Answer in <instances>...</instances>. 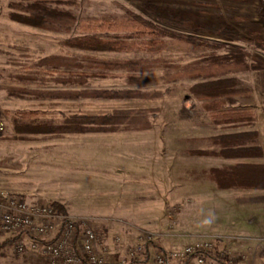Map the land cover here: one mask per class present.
<instances>
[{
	"label": "rangeland",
	"instance_id": "rangeland-1",
	"mask_svg": "<svg viewBox=\"0 0 264 264\" xmlns=\"http://www.w3.org/2000/svg\"><path fill=\"white\" fill-rule=\"evenodd\" d=\"M77 1L79 12L101 18L131 11L171 34L158 37L159 45L82 50L63 43L77 30L64 33L22 23L9 16L11 0H0V188L28 204L61 205L78 232L95 230L97 253L124 264H216L210 257L198 263L197 254L183 253L205 240L212 243L213 255L264 264V243L258 241L264 236V189H219L207 175L211 167L237 161L264 163V0ZM161 9L193 27L161 21ZM203 24L235 29L237 36H221ZM53 55L142 58L158 65L135 72L139 80L133 82L128 72L116 69L64 83L65 74L78 69L49 60ZM211 57L229 65L241 61L242 67L218 77L234 80L230 99L222 101L226 108L247 109L252 117L247 122L213 121L206 109L210 100L192 93L191 85L216 76H185V65H202ZM79 89L133 93L74 96ZM116 110L129 112L140 125L127 129L117 123L113 130L86 132L16 128L58 126L73 115L108 116ZM242 130L258 132L260 158L199 153L215 148L210 136ZM250 196L260 199L244 200ZM9 251L16 258L13 264H48L40 248L28 245L24 261L12 244ZM158 254L162 263L156 262Z\"/></svg>",
	"mask_w": 264,
	"mask_h": 264
},
{
	"label": "trees",
	"instance_id": "trees-1",
	"mask_svg": "<svg viewBox=\"0 0 264 264\" xmlns=\"http://www.w3.org/2000/svg\"><path fill=\"white\" fill-rule=\"evenodd\" d=\"M11 11L9 16L12 19L26 23L28 25L54 31L71 33L77 30L78 34L68 38L63 43L67 46L77 47L82 50L90 51H114L127 50L142 45H159L158 37L164 34H171L162 24H157L148 19H143L139 14L131 11H125L122 15H111L98 18L87 12L78 11L77 0H11ZM161 21H171L177 23L189 24V20L184 22L168 9L160 10ZM183 25V24H182ZM207 31L215 32L224 37H236L235 29H217L210 25H200ZM193 27V26H192ZM147 37H152L147 39ZM157 38V40H156ZM215 58V57H214ZM207 60L205 64H187L185 65V76L188 77H213L215 79L201 81L190 86L192 93L196 97L210 100L206 105L209 115L213 121L219 123L230 122H247L251 113L245 108H226L223 97L230 99L229 92L233 91V79H221L218 76L224 71L235 70L242 67L241 61L226 64L219 62L221 57ZM51 61L60 63L65 67L75 66L78 70L68 72L64 76V83L71 80L73 83L83 82L85 76H105L106 71L125 70L128 72L127 77L130 82L138 81L139 76L135 72H140L146 68L157 66L155 60L138 59H105L94 56H83L81 60L73 57L53 55L49 58ZM52 63V62H51ZM233 65V67L231 66ZM87 70V72L85 71ZM91 72H89V71ZM218 77V78H217ZM143 78V76L141 77ZM140 78V79H141ZM73 92L74 96H119L132 94V90L109 92L107 90H86L79 89ZM88 92V93H87ZM20 115L29 116L34 114L33 111H20ZM129 112L114 111L111 115H73L64 120L63 124L58 126H43L41 124L17 125L19 130H28L31 132H55V131H107L113 130L117 123H124L128 128H133V123L139 124L134 117L129 119ZM131 126V127H129ZM215 148L199 152L201 154L220 156L227 159L242 158H260L263 154L261 145L258 144V132L256 130H242L237 132H226L216 134L207 138ZM195 153H198L195 152ZM207 175L215 186L219 189L234 190H263L264 189V163L260 161H237L229 164H223L219 167H211ZM260 199L258 196L244 198L246 201ZM57 213L63 216V221H67V216L63 212L61 205L56 202L49 204ZM74 229L78 232V226L73 223ZM0 234V251L9 249L14 240L13 237H1ZM74 242V241H73ZM20 253L21 260L27 259L28 256ZM203 256L210 257L216 264H228L223 253L212 254L211 251H204ZM147 257V254L145 255ZM15 260V255L13 257ZM17 260H20L17 258ZM143 261V260H142ZM139 260H130L128 264L139 263ZM80 264H87L82 261Z\"/></svg>",
	"mask_w": 264,
	"mask_h": 264
},
{
	"label": "built area",
	"instance_id": "built-area-1",
	"mask_svg": "<svg viewBox=\"0 0 264 264\" xmlns=\"http://www.w3.org/2000/svg\"><path fill=\"white\" fill-rule=\"evenodd\" d=\"M73 223L69 219L63 221V216L50 205L28 204L21 196L0 188V234L14 238L12 247L17 253L24 252L29 245L30 248H40L48 264H80L82 261L87 264H124L123 260L106 258L96 252L94 229L86 227L76 233ZM25 237L31 240L27 242ZM258 241L264 243V236ZM211 246L212 243L206 240L196 242L186 246L183 253L197 254V262L202 263L203 252L211 251ZM223 257L228 264H239L237 259ZM155 259L157 263L163 261L161 254Z\"/></svg>",
	"mask_w": 264,
	"mask_h": 264
},
{
	"label": "crops",
	"instance_id": "crops-1",
	"mask_svg": "<svg viewBox=\"0 0 264 264\" xmlns=\"http://www.w3.org/2000/svg\"><path fill=\"white\" fill-rule=\"evenodd\" d=\"M2 252H5V249L4 250H1L0 251V260L2 261H4V263L3 264H13V257H14V255L12 254V252H5V254L4 253H2ZM10 255H9V254Z\"/></svg>",
	"mask_w": 264,
	"mask_h": 264
}]
</instances>
